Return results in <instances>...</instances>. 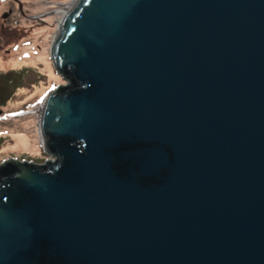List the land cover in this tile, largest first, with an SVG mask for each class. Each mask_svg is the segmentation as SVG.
<instances>
[{"label": "water", "instance_id": "water-1", "mask_svg": "<svg viewBox=\"0 0 264 264\" xmlns=\"http://www.w3.org/2000/svg\"><path fill=\"white\" fill-rule=\"evenodd\" d=\"M0 164V264H264V0H75Z\"/></svg>", "mask_w": 264, "mask_h": 264}, {"label": "rangeland", "instance_id": "rangeland-1", "mask_svg": "<svg viewBox=\"0 0 264 264\" xmlns=\"http://www.w3.org/2000/svg\"><path fill=\"white\" fill-rule=\"evenodd\" d=\"M69 3L0 0V164L46 162L37 124L43 100L64 85L49 54L60 19L57 9Z\"/></svg>", "mask_w": 264, "mask_h": 264}, {"label": "bare ground", "instance_id": "bare-ground-1", "mask_svg": "<svg viewBox=\"0 0 264 264\" xmlns=\"http://www.w3.org/2000/svg\"><path fill=\"white\" fill-rule=\"evenodd\" d=\"M75 0H71V3L67 5H63V8L57 9L58 12H56L57 16L60 17L59 22L61 21L62 17L67 13V11L73 6Z\"/></svg>", "mask_w": 264, "mask_h": 264}, {"label": "flooded vegetation", "instance_id": "flooded-vegetation-1", "mask_svg": "<svg viewBox=\"0 0 264 264\" xmlns=\"http://www.w3.org/2000/svg\"><path fill=\"white\" fill-rule=\"evenodd\" d=\"M17 3H18V2H17ZM12 13H13V12L10 11V12H9V15H12ZM3 18H4V19L7 18V14H4V15H3Z\"/></svg>", "mask_w": 264, "mask_h": 264}]
</instances>
